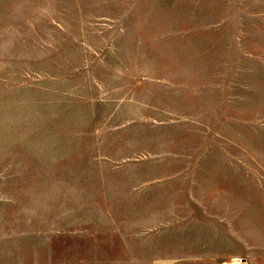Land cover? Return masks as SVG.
<instances>
[{"label":"rangeland","instance_id":"1","mask_svg":"<svg viewBox=\"0 0 264 264\" xmlns=\"http://www.w3.org/2000/svg\"><path fill=\"white\" fill-rule=\"evenodd\" d=\"M264 264V0H0V264Z\"/></svg>","mask_w":264,"mask_h":264},{"label":"crops","instance_id":"2","mask_svg":"<svg viewBox=\"0 0 264 264\" xmlns=\"http://www.w3.org/2000/svg\"><path fill=\"white\" fill-rule=\"evenodd\" d=\"M173 264H218V263H216L212 260H209V259L195 258V259H183V260L177 261ZM222 264H238V263H236V259L234 258L232 261H229L227 263L223 262ZM241 264H257V263L251 261L250 259H246Z\"/></svg>","mask_w":264,"mask_h":264}]
</instances>
